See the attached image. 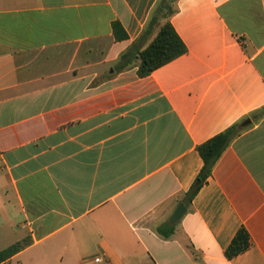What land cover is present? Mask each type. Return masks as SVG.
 <instances>
[{"label":"crops","instance_id":"0c3cea01","mask_svg":"<svg viewBox=\"0 0 264 264\" xmlns=\"http://www.w3.org/2000/svg\"><path fill=\"white\" fill-rule=\"evenodd\" d=\"M159 1L0 0V250L32 240L8 264H264V0H179L187 53L115 70ZM237 124L185 204L198 147Z\"/></svg>","mask_w":264,"mask_h":264},{"label":"trees","instance_id":"16d2710c","mask_svg":"<svg viewBox=\"0 0 264 264\" xmlns=\"http://www.w3.org/2000/svg\"><path fill=\"white\" fill-rule=\"evenodd\" d=\"M178 1L179 0L159 1L144 32L145 35H148L157 31V35L146 49L141 51L138 50L136 46H133L129 51L123 54L115 70H124L132 64L133 60H138V75L145 78L187 53L186 45L171 22L173 16L178 12ZM113 29L118 37V29H122V26L119 22H115L113 24ZM244 131L245 130L242 129L239 124L233 125L198 147V152L203 159L204 165L195 183L186 194L184 199L185 204L192 203L204 185L207 184L223 155ZM173 232L174 230L172 229L170 235L173 234ZM31 244L32 240L25 238L4 250H0V264H8L10 259ZM250 247V236L246 229L242 228L233 239L225 256L228 260H232L248 251Z\"/></svg>","mask_w":264,"mask_h":264},{"label":"water","instance_id":"95a60500","mask_svg":"<svg viewBox=\"0 0 264 264\" xmlns=\"http://www.w3.org/2000/svg\"><path fill=\"white\" fill-rule=\"evenodd\" d=\"M250 123H251V120H248L242 126L247 127ZM186 214H187L186 206L183 203H180L171 217V220H170L171 224L172 225L177 224L184 218Z\"/></svg>","mask_w":264,"mask_h":264},{"label":"built area","instance_id":"2783aa9c","mask_svg":"<svg viewBox=\"0 0 264 264\" xmlns=\"http://www.w3.org/2000/svg\"><path fill=\"white\" fill-rule=\"evenodd\" d=\"M97 261L101 264H108V262H105V260L102 258H98Z\"/></svg>","mask_w":264,"mask_h":264}]
</instances>
